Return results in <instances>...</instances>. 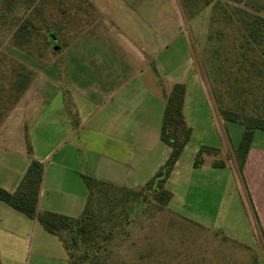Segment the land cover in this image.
Here are the masks:
<instances>
[{"label": "rangeland", "instance_id": "obj_1", "mask_svg": "<svg viewBox=\"0 0 264 264\" xmlns=\"http://www.w3.org/2000/svg\"><path fill=\"white\" fill-rule=\"evenodd\" d=\"M84 1L36 0L24 15L21 6L15 7L12 13L29 20L30 39L18 47L10 32L0 33V119L19 95L22 65L29 69L24 54L61 65L54 46L84 26L80 19L123 16L119 0L109 1L106 9L88 8ZM151 1H142L145 9L132 8L144 19L175 20L167 49L176 79L186 84L184 110L192 125L188 145L165 183L170 200L155 214L152 202L141 203L123 221L124 210L134 204L132 195L119 190L105 208V232L88 248L79 240L72 246L64 232L66 250L38 221L0 200V264H70L84 252L82 264H264V234L234 155L243 126L219 112L225 108L264 118V42L246 45L237 17L238 9L264 17V0ZM201 145L217 152L204 154L203 166L195 168L194 148ZM252 145L264 148L263 130H255ZM5 156L0 151V162L7 163ZM214 159L225 166L213 169L208 163Z\"/></svg>", "mask_w": 264, "mask_h": 264}, {"label": "crops", "instance_id": "obj_2", "mask_svg": "<svg viewBox=\"0 0 264 264\" xmlns=\"http://www.w3.org/2000/svg\"><path fill=\"white\" fill-rule=\"evenodd\" d=\"M109 1L83 4L106 9L112 5ZM119 1L121 18L80 19L77 23L84 26L56 45L61 65L55 59L23 56L34 75L0 119V151L7 162H0V185L14 191L30 161H40L37 213L47 210L78 216L87 196L81 174L138 186L153 176L169 153L159 137L158 116L163 115L173 84L181 82L167 49L175 20L144 19L132 8L144 0ZM184 85L182 111L192 129L184 110ZM178 164L179 159L172 172ZM242 179L264 234L263 147L251 144Z\"/></svg>", "mask_w": 264, "mask_h": 264}, {"label": "trees", "instance_id": "obj_3", "mask_svg": "<svg viewBox=\"0 0 264 264\" xmlns=\"http://www.w3.org/2000/svg\"><path fill=\"white\" fill-rule=\"evenodd\" d=\"M0 1V33L3 31L10 32L14 45L24 46L30 39L29 20L12 12L16 6H21L24 15V12L36 0ZM237 17L240 21L241 33L246 45L252 42L257 44L264 42V17L240 9H238ZM22 69H25V73H19L21 78L16 82V89L19 92L17 99L34 75V71L30 68L27 69L22 65ZM184 91V83L177 82L173 84L166 96L159 137L169 147V153L153 176L143 184L132 187L117 185L92 175L81 174L87 188V196L83 209L78 216H66L47 210L37 213L36 203L43 165L40 161L32 159L14 191H8L0 186V200L25 216L35 218L47 232L56 235L60 239L64 250L67 248L66 239L62 236L64 232L69 234V243L72 246L77 245V240H79L86 248L95 242L99 234L105 232L103 229L105 208L109 209L119 190L132 195L130 201L134 204L130 209L124 210L123 221L127 218V215L137 211L139 205L146 201L153 203V214L159 212L171 198L172 193L165 187V183L191 135V127L187 124L182 111ZM219 112L226 119L237 121L243 126L241 137L234 149L238 170L242 172L243 163L251 147L255 130L264 131V118L260 116H242L234 110L225 108H219ZM216 152V148L201 145L195 153L193 166L198 167L203 164L204 154ZM210 164L212 167H222L224 161L214 159ZM86 256L87 253L84 252L70 264H82Z\"/></svg>", "mask_w": 264, "mask_h": 264}, {"label": "water", "instance_id": "obj_4", "mask_svg": "<svg viewBox=\"0 0 264 264\" xmlns=\"http://www.w3.org/2000/svg\"><path fill=\"white\" fill-rule=\"evenodd\" d=\"M57 48V46H54V49H56Z\"/></svg>", "mask_w": 264, "mask_h": 264}]
</instances>
